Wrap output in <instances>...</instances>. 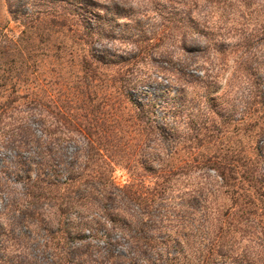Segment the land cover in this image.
<instances>
[{
    "label": "rangeland",
    "instance_id": "rangeland-1",
    "mask_svg": "<svg viewBox=\"0 0 264 264\" xmlns=\"http://www.w3.org/2000/svg\"><path fill=\"white\" fill-rule=\"evenodd\" d=\"M77 1L82 3L79 11L83 13L82 9L87 6V0ZM93 1L96 11L101 15L100 24L112 26L113 32L107 34L102 44L94 42L93 45L84 46L80 36L75 33V29H81L73 21L72 28L69 25L71 21L63 27L44 22L39 26L40 31L43 26L49 27L48 31L45 32L44 29L37 39L28 38L22 41L27 47V62L24 67L18 64L19 54L13 49V41L20 38L22 28L18 18H12L19 6L15 0H10L11 11L8 12L5 10L6 6L0 3V89L10 91L29 87L36 97L28 96L24 99L23 104L30 106L22 107L24 112L19 113V109H12L0 114L3 122L13 120V127L22 124L26 127L24 136H16L6 147L3 143L7 134L0 135V264H70L72 260H76L75 256L80 251L87 254L89 264H158L154 262L156 253L163 252L159 246L156 250L145 248L144 253L131 261L134 257L131 236L122 231L119 225L110 226V223H106L105 226L99 225L97 228L92 222V219L96 220V216L102 213L100 206L103 205L108 210L112 206L109 202L103 203L97 196L88 199L85 196L79 197L76 201L77 205L91 201L95 206L93 210L84 212L89 220L85 230H79L75 225L77 220L83 218L78 215L79 208L73 206L62 215H54L50 206L58 200L52 197L37 205L40 214L33 213L26 197L28 185L22 180L20 172L17 174L14 171L17 159L33 155L43 145L48 146L46 147L59 169L63 167V161L65 164L80 166L87 174L104 171L109 166L105 159L98 156L83 161L82 155L76 151L84 145V138L76 133H66L65 128L60 125H53L48 130L46 128L48 122L52 121L51 117L47 116V121L39 117L41 109L50 111L57 103L71 108L82 120L88 116L100 115L113 124V115L116 112L113 106V74L109 70H93L87 73L82 70L81 59L84 54L91 53L89 49L96 52L99 49H109L111 53L124 57L125 53L130 52L132 33L143 35L144 39L150 41L151 48L131 66L130 73L132 77H144L152 73L157 79L136 86L131 90L132 99L125 102V109L119 107L122 120L127 123L130 118L128 111L130 108L134 109L133 102H143L146 97L155 99L158 103V116L162 118L165 116L163 109L170 106L169 100L179 99L185 104H195L201 99L199 95L204 92L201 87L204 82L200 76L204 71L199 65L204 53L201 55L198 47L208 45L209 52L205 51L206 55H211L214 49L222 47L229 54L227 57L233 58L230 51L234 45L250 37V49L257 51L259 59H264V0ZM87 3L91 5V2ZM73 8L76 9L74 6ZM85 24L94 25V22L85 21ZM184 60L187 61L185 66ZM233 64L232 59H229L218 67L220 72L214 80L218 87L212 86L209 89L210 96L218 97L213 102L210 101L214 110L219 109L217 103L222 100L239 103L238 98L244 91L243 79L233 75ZM161 65L171 69L172 74L161 73L157 68ZM213 76L214 73L208 80H212ZM175 91L180 94H175ZM104 102L107 106L102 108ZM43 103H46V107ZM183 111L186 114L190 112L188 109ZM140 115L145 122L153 118L149 112ZM167 119L170 121V117L166 115ZM46 131L47 134L51 132L48 134L49 138L45 136ZM184 132L181 126L173 137L121 133L106 140L111 145L109 153L113 154L114 160L131 162V178L128 167L126 169L123 165L111 164L114 168V181L119 185L132 179L136 182L143 179L146 183L153 182L155 179L149 171L155 170L157 164H151L145 159L154 157L167 170L164 184L167 193L172 197L168 200L176 205L183 197L192 198L198 186L209 188L211 185L209 175L214 172L198 164V160L217 153L235 154L248 149L250 145L240 125L232 124L224 134L209 142H199L201 145L194 148L192 145L196 144L191 143ZM20 140L25 142L23 147L17 146ZM75 155L79 156L77 161L73 158ZM59 158L62 160L60 164ZM260 166L264 168V156ZM97 184L98 180L83 178L81 186L73 188L74 194L77 197L86 187H97ZM70 190L60 187L61 193ZM210 198L205 193L193 198L190 207L194 209L196 218L205 214L204 209L208 208ZM221 201L219 200L220 203ZM151 215L155 219L157 212H152ZM147 224V228L153 233L145 232L144 241L150 236H168L164 230L156 228L158 222L149 219ZM250 232L253 233V228L237 233L235 246L239 252L242 249L254 251L259 246V235L256 234L255 237ZM226 261L219 258L212 260L211 264H226Z\"/></svg>",
    "mask_w": 264,
    "mask_h": 264
},
{
    "label": "trees",
    "instance_id": "trees-1",
    "mask_svg": "<svg viewBox=\"0 0 264 264\" xmlns=\"http://www.w3.org/2000/svg\"><path fill=\"white\" fill-rule=\"evenodd\" d=\"M87 1L91 2V5ZM87 1V6L82 9L84 10L82 13L79 11V6L83 5L77 0H15L19 8L12 18H18L22 28L20 38L13 41V49L16 54H19L17 61L20 67H24L27 62L25 53L27 47L22 41L28 38L37 39L43 34L44 29L45 32L48 31L47 26H43L40 31L39 26L44 22L51 26L63 27L71 21L69 25L72 28L73 21L81 29L79 31L74 28L84 46L93 45L94 42L102 44L107 34L113 32L112 26L101 25V15L99 11H96L94 1ZM0 3L6 6L5 10L11 11L10 0H0ZM24 7L26 9H23ZM90 20H93L94 25L85 24V21ZM130 38V52L125 53L124 57L111 53L109 49H99L98 52L89 49L91 53L84 54L81 59L82 70L85 73L93 70L112 71V87L115 93L113 106L116 111L113 115V124L100 115L88 116L82 120L71 108L57 103L51 107L50 111L41 109L39 112L42 120L47 121V116L52 119L48 122L46 129L53 125H60L65 128L66 133H76L84 138V145L76 151L77 154L82 155L83 161L98 156L105 159L109 166L104 171L87 174L80 166L72 163L65 164L66 162L63 161V167L59 169L50 155L48 146L43 145L38 152L26 158H19L15 162L14 171L17 174L20 172L22 180L28 185L26 197L30 202L29 208H32L33 213L40 214L41 211L37 205L49 197L58 200L50 206L54 215H62L69 208L76 206L79 208V217L83 218L77 220L75 225L77 229L85 230L89 220L84 212L93 210L95 206L91 201L77 205L76 201L79 197L85 196L88 199L97 196L103 203H111L109 210L99 205L102 213L96 216V220L92 219V222L97 228L101 225L105 226L106 223H110V226L119 225L122 231L129 234L132 238L131 245L134 248V257L131 261H135L141 253H144L145 248L156 250L159 246L163 252L156 253L154 262L158 264H211L212 260L219 258L227 260L226 264H264V168L260 166L264 156V140H260L264 139V59H259L257 51L250 49L252 46L250 37L234 45L233 50L230 51L233 58L227 57L229 54L222 47L214 49L211 55L205 54L208 45L198 47L200 54L204 53L199 65V68L204 71L200 76L204 82L201 86L204 92L199 95L201 99H198L195 104L190 102L192 105L185 104L179 99L169 100L170 106L163 109L165 116L162 118L158 116V103L155 99L146 97L143 102H133L134 109L130 108L128 111L130 118L127 119L129 120L127 123L122 120L119 107L122 106L125 109V102L132 99L133 91L131 90L136 86L157 79V76H152V73L144 77H132L131 66L151 48L149 47L151 43L140 34L132 33ZM182 46L186 48L185 44ZM229 59H232L234 63L233 75L240 77L245 83L244 91L238 98L239 103L220 99L222 101L217 103L219 109L214 110L210 106V101L213 102L218 97L210 96L209 89L212 86L218 87L214 81L217 73L220 72L218 67ZM185 64L187 61L184 60L183 65ZM157 68L163 74L173 72L166 66L161 65ZM212 73L215 74L212 77L213 81L208 80ZM175 94L179 95L180 92L175 91ZM28 96L36 98L29 87L10 91L0 89V114L12 109H19V113L24 112L25 109L22 107L26 105L23 101ZM45 104L43 103L44 107H46ZM106 106L107 103L104 102L102 108ZM183 109H188L190 112L186 114ZM145 112L151 114V118L153 117L151 121L145 122L140 115ZM259 113L261 114L258 116ZM166 115L170 117L171 122L166 120ZM262 118L263 120H260ZM2 122L0 120V135L7 134L3 143L4 147L11 144L16 136H24L26 127L23 124L13 127V120ZM232 124L241 126V130L248 137L250 144L248 149L235 154L231 153V155L217 153L198 160V164L205 166L207 170H212L214 174L209 175L210 187L198 186L192 198L183 197L180 203L171 204L170 198L172 197L167 193L166 184H164L167 170L154 157L145 159L151 164H157L155 170L149 171L155 179L153 182L146 183L144 179L136 182L132 179L124 185H119L112 177L114 168L111 164L123 165L126 169L128 167L130 178L133 174L129 170L131 163L129 160L116 161L112 157L113 154L109 153L111 145L106 140L118 134L173 137L178 128L183 126L188 140L196 144V146L192 145L194 148L201 145L199 142L205 140L209 142L214 140V137L224 134ZM44 133L49 138L48 134L51 132ZM24 145L25 142L20 140L17 146L23 147ZM78 157L75 155L73 158L77 161ZM60 162L62 163V160L59 158L58 163ZM88 177L94 181L98 180L97 187L88 186L76 197L73 188H79L81 180ZM61 186L72 190L61 193ZM204 193L211 196L209 205L204 209L205 214L196 218L194 209L190 206L193 204V198ZM219 200H222L221 203ZM130 205L132 206L129 207ZM152 212H157L155 219L151 215ZM149 219L158 222L159 225L156 228L164 230L168 236L161 238L150 236L144 241L145 232L153 233L147 228ZM250 228H253L251 235L255 237L256 234L259 235V246L254 251L242 249L239 252L235 246L237 233L247 232ZM194 247L195 249H192ZM171 250L173 255H171ZM75 258L76 260H72L70 264L90 263L87 254L81 251L76 254Z\"/></svg>",
    "mask_w": 264,
    "mask_h": 264
}]
</instances>
